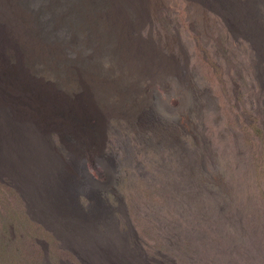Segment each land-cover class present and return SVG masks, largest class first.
<instances>
[{
	"label": "rangeland",
	"instance_id": "obj_1",
	"mask_svg": "<svg viewBox=\"0 0 264 264\" xmlns=\"http://www.w3.org/2000/svg\"><path fill=\"white\" fill-rule=\"evenodd\" d=\"M240 5L257 44L224 13ZM51 15L85 88H108L87 62L117 45L125 97L95 99L77 151L62 128L34 130L74 173L45 183L24 144L40 197L0 151V264H264V0H59ZM26 128L8 114L10 141Z\"/></svg>",
	"mask_w": 264,
	"mask_h": 264
},
{
	"label": "bare ground",
	"instance_id": "obj_2",
	"mask_svg": "<svg viewBox=\"0 0 264 264\" xmlns=\"http://www.w3.org/2000/svg\"><path fill=\"white\" fill-rule=\"evenodd\" d=\"M31 2L36 3L35 7L31 6ZM58 6L59 0H0V151L4 163L9 168L13 166L19 175L26 176L31 184L30 189L38 197L43 192L39 179L26 168V155L22 154L24 144L36 151L32 161L43 158L44 168L40 172L45 183L56 176L67 180L74 173L73 169L62 171L60 161L50 149L37 143L34 130L50 126L62 128L74 135V145H68L77 151L87 147V141L92 137L86 121L90 116L100 115L95 99L109 95L120 99L125 97L123 89L121 91L115 82V72L119 75V69L125 62L116 44L111 43L109 46V49L114 47L116 50L109 53L108 49L109 63L106 67L101 68L98 56H93L94 60L87 62L92 80L99 79L109 84L103 92L83 87L76 80L78 76L69 70L70 66L58 58L59 49L50 41L59 26L58 17L51 15ZM142 6L145 11V3ZM240 7H225L224 13L235 23L239 35H247L257 44L261 39L260 31L256 24L252 25L249 12ZM45 16L46 21L43 20ZM64 23H68L67 13ZM7 78L11 80L12 86L3 90L2 87L6 88L8 83ZM9 113H12L16 122L27 119L28 126L34 124L32 132L24 129L25 140L21 143L10 141V131L7 129ZM73 154L76 156L75 152Z\"/></svg>",
	"mask_w": 264,
	"mask_h": 264
}]
</instances>
